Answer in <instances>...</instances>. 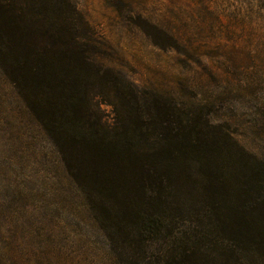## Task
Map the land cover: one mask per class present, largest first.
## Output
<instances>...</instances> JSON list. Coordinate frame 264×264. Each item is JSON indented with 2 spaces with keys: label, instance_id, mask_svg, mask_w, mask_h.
<instances>
[{
  "label": "trees",
  "instance_id": "16d2710c",
  "mask_svg": "<svg viewBox=\"0 0 264 264\" xmlns=\"http://www.w3.org/2000/svg\"><path fill=\"white\" fill-rule=\"evenodd\" d=\"M108 50L73 0H0V69L62 166L80 264L91 234L108 264H264V158L210 98L138 89Z\"/></svg>",
  "mask_w": 264,
  "mask_h": 264
},
{
  "label": "rangeland",
  "instance_id": "374dc122",
  "mask_svg": "<svg viewBox=\"0 0 264 264\" xmlns=\"http://www.w3.org/2000/svg\"><path fill=\"white\" fill-rule=\"evenodd\" d=\"M73 2L109 44V60L123 78L168 96L210 98L214 120L230 121L235 138L264 158V0ZM147 21L174 33L176 45ZM101 108L111 122V108ZM68 201L52 145L0 69V246L8 264L90 258L78 240L82 228L70 230ZM89 242L95 264H108L102 238L91 234Z\"/></svg>",
  "mask_w": 264,
  "mask_h": 264
}]
</instances>
